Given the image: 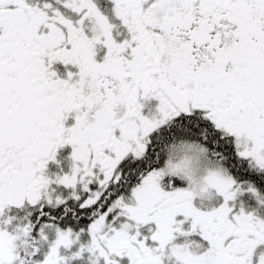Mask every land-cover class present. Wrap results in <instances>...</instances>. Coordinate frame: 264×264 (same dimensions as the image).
Segmentation results:
<instances>
[{"label":"snow or ice","instance_id":"obj_1","mask_svg":"<svg viewBox=\"0 0 264 264\" xmlns=\"http://www.w3.org/2000/svg\"><path fill=\"white\" fill-rule=\"evenodd\" d=\"M0 264H264V0H0Z\"/></svg>","mask_w":264,"mask_h":264}]
</instances>
